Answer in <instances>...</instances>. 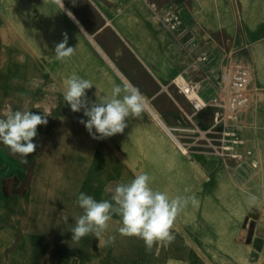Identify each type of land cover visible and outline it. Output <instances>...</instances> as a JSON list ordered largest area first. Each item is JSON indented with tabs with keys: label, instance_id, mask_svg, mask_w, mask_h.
<instances>
[{
	"label": "rangeland",
	"instance_id": "1",
	"mask_svg": "<svg viewBox=\"0 0 264 264\" xmlns=\"http://www.w3.org/2000/svg\"><path fill=\"white\" fill-rule=\"evenodd\" d=\"M176 1L184 0H63L62 9L53 0H0L2 14L27 36L46 77L62 93L64 80L75 73L93 82L86 90L92 101H98L97 91L103 98L114 83L123 81L145 97L142 114L126 118L124 132L108 138L122 164L118 178L76 184L72 162L63 161L49 206L48 231L28 227L30 238L12 255L13 264H158L159 258V264H169L170 259L174 264H200L190 247L176 254L168 252L170 244L160 246L162 252L158 245L148 251L141 239L120 235L116 215L102 237H114L111 241L99 245L98 238L88 235L73 242L72 217L83 212L76 204L78 194L110 201L117 184L142 172L152 177L155 190L198 199V205L189 204L177 216L172 233L191 234L199 246H207L212 263L211 253L217 249L215 264H264V232L257 229L264 219V39L246 37L242 0H229L236 14L221 17L226 33L203 38L202 20L194 18L187 23L196 31L189 39L182 34L183 23L173 32L163 19L171 11L181 16ZM64 34L75 53L61 62L54 50ZM238 56L241 63H236ZM217 63L219 71L212 69ZM179 75L196 89L206 104L203 109H196L177 87ZM242 99L246 104L240 106ZM248 193L258 197L256 205L249 206ZM251 215L245 240L238 236L234 244L232 237L247 226ZM63 216L69 217L67 222ZM248 246L254 250L246 251Z\"/></svg>",
	"mask_w": 264,
	"mask_h": 264
},
{
	"label": "crops",
	"instance_id": "2",
	"mask_svg": "<svg viewBox=\"0 0 264 264\" xmlns=\"http://www.w3.org/2000/svg\"><path fill=\"white\" fill-rule=\"evenodd\" d=\"M173 5L182 16L185 28L182 34L189 39L196 31L187 23L193 22L194 18L202 20L201 37L219 38L221 33H226V27L220 24L221 17L236 14L229 0L195 3L184 0ZM242 6L247 20L246 37L264 39V0H242ZM217 50L220 53L221 48ZM235 60L241 63L240 57ZM212 69L219 71L221 65L217 63ZM57 87L58 84L46 77L40 59L28 47L27 36H23L0 10V114L6 110L49 114L47 125L38 126V135L33 141L38 147L27 158V164H22L19 155H13L0 143V264H13L12 255L17 248L21 251L23 241L30 238L28 227L48 231L49 206L63 173V161L72 162L76 184H105L117 179L122 171V164L114 156L112 141L108 138L93 139L79 122L87 120L83 110L73 112ZM147 107L152 114L155 112L149 105ZM205 232L204 228L202 236ZM210 232L208 229L207 236ZM237 234L232 241L229 232L226 239L234 242ZM173 235L168 252L173 249L171 253L176 254L180 248L190 247L199 256L198 263L215 264L212 257L217 252L215 245L216 251L211 253L212 263L206 255L207 246H199L191 234L184 230L182 234ZM23 236L25 239L20 242ZM192 244L203 250L206 260ZM158 248L162 252L159 245ZM249 249H253L252 246H248L246 251ZM159 260L161 258L158 264ZM169 264H174L173 259Z\"/></svg>",
	"mask_w": 264,
	"mask_h": 264
},
{
	"label": "clouds",
	"instance_id": "3",
	"mask_svg": "<svg viewBox=\"0 0 264 264\" xmlns=\"http://www.w3.org/2000/svg\"><path fill=\"white\" fill-rule=\"evenodd\" d=\"M62 9L63 0H53ZM75 3V0H73ZM71 17V12L68 13ZM68 37L64 34L62 42L56 44L55 59L61 62L70 60L75 48L67 46ZM63 98L73 112L83 110L84 117L79 122L83 124L93 139L103 140L116 134H122L128 124L126 118H138L145 107V97L138 87L128 81L113 84L110 95L103 98L99 91L95 93L98 101L87 97L86 90L94 84L89 79L73 73L64 82ZM49 114H36L28 110L9 111L0 114V143L6 146L13 155L21 157V163L27 164L28 157L36 152L38 147L34 138L38 135V126L47 125ZM93 129L95 131H93ZM152 177L145 172L135 175L127 183L115 186L111 200L97 201L93 196L83 192L78 194L76 204L83 210L81 215L72 217L75 227L73 242L92 235L100 243L114 239L109 236L102 240L108 231L113 216H119L118 232L122 236H135L144 242L146 250L151 251L154 245L167 246L174 240L172 228L177 216L189 204L198 205L197 197L192 195H176L170 197L165 191L155 190L151 186ZM189 190L185 189L187 193ZM248 204L254 206L258 197L248 193ZM68 221V216H63Z\"/></svg>",
	"mask_w": 264,
	"mask_h": 264
},
{
	"label": "bare ground",
	"instance_id": "4",
	"mask_svg": "<svg viewBox=\"0 0 264 264\" xmlns=\"http://www.w3.org/2000/svg\"><path fill=\"white\" fill-rule=\"evenodd\" d=\"M102 51V50H101ZM112 64V63H111ZM175 84L177 85V87L181 90V92L194 104V106L196 105V107L198 109H203L206 104H204V101L202 100V98L197 94V91L194 87L190 86L188 82L185 81V79L182 77V76H178L176 79H175ZM243 102H240L239 104L241 105ZM195 107V108H196ZM154 117L157 119V120H160L158 115L154 112L153 113ZM164 125V124H163ZM168 127V126H167ZM166 129V128H165ZM169 132V131H168ZM170 133V132H169ZM172 133V132H171ZM172 138L175 140V142L183 149V151H185V148L182 146V144L176 139L177 137L172 134ZM251 217V219H249V222L247 224L246 227H242L239 229V232L237 234V237L240 235L241 236V240H245L246 236H247V233L249 232V228H250V224L252 222V218L253 215L249 216ZM247 216V219L249 218ZM248 221V220H247ZM262 222L259 223L257 225V229L264 232V219L261 220ZM244 229V230H243ZM229 234V231H226V234H225V237L228 236ZM193 247H195V249L199 252L200 256L206 260V258L204 257L203 253H202V249H199V247L195 246L194 244H192ZM251 249L248 250V252H250Z\"/></svg>",
	"mask_w": 264,
	"mask_h": 264
},
{
	"label": "built area",
	"instance_id": "5",
	"mask_svg": "<svg viewBox=\"0 0 264 264\" xmlns=\"http://www.w3.org/2000/svg\"><path fill=\"white\" fill-rule=\"evenodd\" d=\"M163 19L166 22L168 28L170 30H172L173 32H178L180 27H181V25H182V23H183L182 17L180 16V14L175 12V11L168 12L166 14V17L163 18ZM215 102H217V100H215ZM240 102H243L241 105L246 104V100L245 99L240 100L239 103ZM195 107H196V105H195ZM196 109H198V108L196 107Z\"/></svg>",
	"mask_w": 264,
	"mask_h": 264
}]
</instances>
